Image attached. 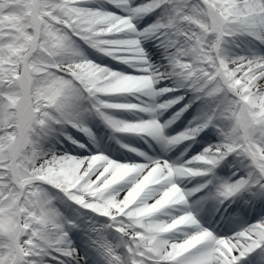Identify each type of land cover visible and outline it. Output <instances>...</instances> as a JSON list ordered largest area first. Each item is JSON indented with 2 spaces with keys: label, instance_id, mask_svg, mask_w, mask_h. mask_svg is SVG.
Wrapping results in <instances>:
<instances>
[{
  "label": "snow or ice",
  "instance_id": "obj_1",
  "mask_svg": "<svg viewBox=\"0 0 264 264\" xmlns=\"http://www.w3.org/2000/svg\"><path fill=\"white\" fill-rule=\"evenodd\" d=\"M0 264H264V0H0Z\"/></svg>",
  "mask_w": 264,
  "mask_h": 264
}]
</instances>
